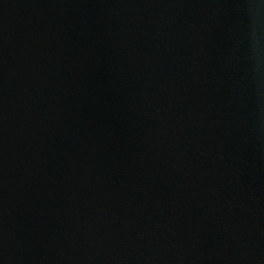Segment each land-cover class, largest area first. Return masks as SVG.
<instances>
[{"label": "water", "instance_id": "95a60500", "mask_svg": "<svg viewBox=\"0 0 264 264\" xmlns=\"http://www.w3.org/2000/svg\"><path fill=\"white\" fill-rule=\"evenodd\" d=\"M0 264H264V0H0Z\"/></svg>", "mask_w": 264, "mask_h": 264}]
</instances>
